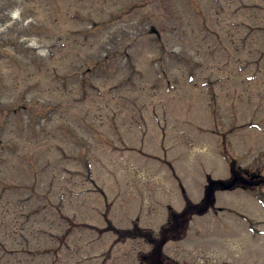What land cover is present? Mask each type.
Here are the masks:
<instances>
[{
	"label": "rangeland",
	"instance_id": "374dc122",
	"mask_svg": "<svg viewBox=\"0 0 264 264\" xmlns=\"http://www.w3.org/2000/svg\"><path fill=\"white\" fill-rule=\"evenodd\" d=\"M0 106V264H141L113 227L264 173V0H0ZM256 192L217 191L168 263L264 264Z\"/></svg>",
	"mask_w": 264,
	"mask_h": 264
},
{
	"label": "trees",
	"instance_id": "16d2710c",
	"mask_svg": "<svg viewBox=\"0 0 264 264\" xmlns=\"http://www.w3.org/2000/svg\"><path fill=\"white\" fill-rule=\"evenodd\" d=\"M212 193L207 192L206 196L197 203L186 200V204L182 211H170L169 221L163 225L157 234H153L150 229H144L134 224L127 229L114 228L117 239L141 237L151 245V250L146 254H140L142 264H169L162 247L169 239H178L184 234L188 220L192 214L203 213L212 203Z\"/></svg>",
	"mask_w": 264,
	"mask_h": 264
}]
</instances>
